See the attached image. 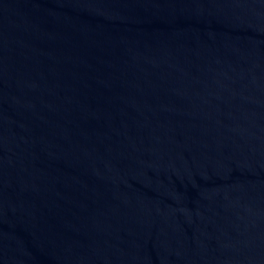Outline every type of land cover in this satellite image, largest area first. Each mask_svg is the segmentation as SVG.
<instances>
[{
  "label": "water",
  "instance_id": "obj_1",
  "mask_svg": "<svg viewBox=\"0 0 264 264\" xmlns=\"http://www.w3.org/2000/svg\"><path fill=\"white\" fill-rule=\"evenodd\" d=\"M0 264H264V0H0Z\"/></svg>",
  "mask_w": 264,
  "mask_h": 264
}]
</instances>
